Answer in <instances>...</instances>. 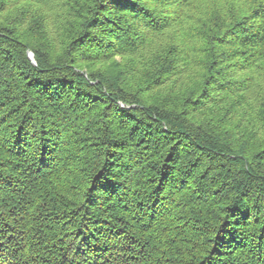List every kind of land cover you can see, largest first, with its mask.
Instances as JSON below:
<instances>
[{
	"label": "trees",
	"instance_id": "trees-1",
	"mask_svg": "<svg viewBox=\"0 0 264 264\" xmlns=\"http://www.w3.org/2000/svg\"><path fill=\"white\" fill-rule=\"evenodd\" d=\"M0 264H264V0H0Z\"/></svg>",
	"mask_w": 264,
	"mask_h": 264
},
{
	"label": "water",
	"instance_id": "water-1",
	"mask_svg": "<svg viewBox=\"0 0 264 264\" xmlns=\"http://www.w3.org/2000/svg\"><path fill=\"white\" fill-rule=\"evenodd\" d=\"M28 58L33 64H35L34 59H33V55L31 53L28 54Z\"/></svg>",
	"mask_w": 264,
	"mask_h": 264
}]
</instances>
